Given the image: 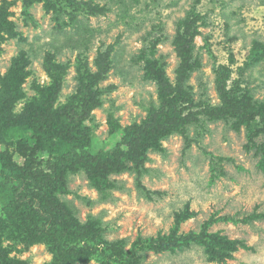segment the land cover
Here are the masks:
<instances>
[{
	"label": "rangeland",
	"instance_id": "rangeland-1",
	"mask_svg": "<svg viewBox=\"0 0 264 264\" xmlns=\"http://www.w3.org/2000/svg\"><path fill=\"white\" fill-rule=\"evenodd\" d=\"M7 1H15L9 8L12 16L8 20L15 24L16 36L1 46L0 77L14 58L27 57L30 62L26 68L30 75L21 86L25 98L16 103L14 115L23 112L37 96L31 89L33 82L49 85L42 66L46 53L69 66L59 99L64 102L75 91L77 57L86 60L94 71L93 61L98 52L112 47V70L99 87L103 90L114 86V89L104 97L102 107L91 115L97 127L95 143H99L97 148L101 150H111L119 139L118 135H108V113L125 128L144 120L146 109L159 104L156 86L143 79L144 62L137 57L146 52L147 58L163 62L165 73L173 82L179 63L171 45L175 25L191 13L201 18L197 23L199 35L193 41V57L201 68L186 82L193 110L218 104L213 69L218 64H227L228 56L235 62L233 77L241 80L240 88L247 90L254 102L264 103V0H76L104 6L107 12L96 17L81 13L75 24L66 15L57 21L56 15L41 2L34 3L28 9L29 16H25L22 0ZM62 23L66 26L62 27ZM151 46L155 47L154 54ZM88 124L89 121L85 122ZM187 134L196 142L186 151L183 137L172 134L161 140L158 153L147 152L149 161L141 178L144 191L136 188L134 173L110 175V182L117 187L98 193L83 171L68 172L66 194L53 193V196L67 203L77 224L93 222L100 234L96 247L91 249L96 259L87 255L83 262L75 264H106L118 254L122 259L135 248L137 241H147L148 245L149 241L169 235L178 216L182 220L177 226V236L199 234L210 219L220 218L206 230L219 239L209 245L206 240L192 239L173 250L146 249L135 254L133 261H138L137 264H264V220L241 222L264 213L261 156L255 154V149H245L244 128L235 132L223 121L200 117L197 124L188 127ZM256 142L264 143V132ZM4 148L0 145V151ZM5 187L0 182V198L7 197ZM0 218H3L1 210ZM0 229L5 238L2 248L13 264L51 261L46 243L27 246L26 233L16 234L15 224L0 223ZM228 241L235 242L238 248L231 260L223 257L227 251L222 243ZM241 244L248 250L241 249ZM107 246L116 248L113 257L101 255Z\"/></svg>",
	"mask_w": 264,
	"mask_h": 264
},
{
	"label": "trees",
	"instance_id": "trees-1",
	"mask_svg": "<svg viewBox=\"0 0 264 264\" xmlns=\"http://www.w3.org/2000/svg\"><path fill=\"white\" fill-rule=\"evenodd\" d=\"M40 2L47 11L56 15L57 21L66 15L72 24L78 22L81 13L96 17L107 12L106 7L91 2L22 0V14L29 16L28 9ZM13 5L15 1L1 0L0 3V49L6 40L16 36V26L8 20L12 16L9 8ZM199 20L200 17L191 13L175 25L171 45L179 63L174 71L173 82L167 77L163 62L147 58L146 52H141L137 57L144 62L143 79L156 86L159 104L146 109L144 120L125 128L119 125L112 113H108V135L119 136L109 151L97 148V127L91 115L95 109L102 107L104 97L114 89V86L103 90L99 87L112 70V47L98 52L93 61L94 71L90 70L86 60L77 57L74 65L75 91L64 102H59V99L69 66L57 62L53 54L46 53L42 66L50 83L41 86L33 82L31 89L37 96L18 115H14L13 110L16 103L25 98L21 86L30 75L26 70L29 59L22 56L14 58L6 73L0 77V145L3 148L5 146L0 151V182L4 183V190L7 191V197L0 198V210L3 213L0 223L5 226L15 224L16 234L24 231L27 246L46 243L48 252L52 254L47 264H75L83 262L87 255L90 259H96L91 250L96 247L100 235L94 228L95 224H77L67 203L53 196V193L66 194L68 172L83 171L90 186L98 193L117 187L110 182V175L134 173L136 188L144 191L141 178L146 170L145 164L149 161L147 152L158 153L161 140L172 134L183 137L186 151L196 142L187 134L188 127L197 124L201 117L212 122L228 123L235 132L244 128L247 138L245 149H255V154L261 156L259 168L264 173V143L256 142L264 132V103L254 102L249 92L240 88L241 80L233 77L232 66L235 62L231 56H228L227 64H218L213 69L218 104L193 110L191 92L186 82L192 73L201 68L200 62L193 57V41L199 35ZM63 26L66 24L62 23ZM154 48H150L152 54ZM88 121L89 124L85 125ZM219 219H210L199 234L191 232L177 236V226L182 220L178 216L169 235L149 241L148 245L147 241H137L135 248L126 253L124 258L119 259L118 254L114 261H106V264H137L138 261L133 260L139 252L143 253L146 249L157 251L159 247L173 250L187 245L192 239L198 242L206 240L208 245L216 243L219 238L206 233V230ZM257 220H264V213L255 214L241 222L248 224ZM3 240L5 238L0 229V264H13L2 248ZM222 244L227 251L223 253L224 259H233V254L238 250L235 242ZM240 248L248 250L243 244ZM113 251H117L116 248L107 246L101 255L108 258L110 254L113 257ZM15 264L26 263L17 261Z\"/></svg>",
	"mask_w": 264,
	"mask_h": 264
}]
</instances>
